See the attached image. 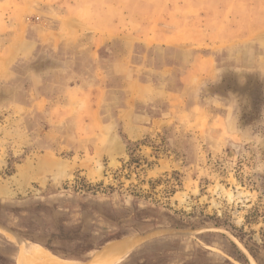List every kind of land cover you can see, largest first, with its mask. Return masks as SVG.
<instances>
[{
  "label": "rangeland",
  "instance_id": "1",
  "mask_svg": "<svg viewBox=\"0 0 264 264\" xmlns=\"http://www.w3.org/2000/svg\"><path fill=\"white\" fill-rule=\"evenodd\" d=\"M127 243L264 264V0H0V264Z\"/></svg>",
  "mask_w": 264,
  "mask_h": 264
},
{
  "label": "bare ground",
  "instance_id": "2",
  "mask_svg": "<svg viewBox=\"0 0 264 264\" xmlns=\"http://www.w3.org/2000/svg\"><path fill=\"white\" fill-rule=\"evenodd\" d=\"M129 247L132 246L129 245V243H127V244H122L116 248L110 249L106 253H104V255L99 260L96 259L97 261L94 264H113L122 254L128 251ZM18 255L19 256L16 260L17 264H65V263H58V261L51 259L48 255L40 251L30 252L28 257H25L23 252H20V254Z\"/></svg>",
  "mask_w": 264,
  "mask_h": 264
},
{
  "label": "water",
  "instance_id": "3",
  "mask_svg": "<svg viewBox=\"0 0 264 264\" xmlns=\"http://www.w3.org/2000/svg\"><path fill=\"white\" fill-rule=\"evenodd\" d=\"M5 231L10 233V231H8L7 229H5ZM209 231L222 232L224 235H226L228 238H230V240L235 245V242L233 241V239H231V237L225 231H223L222 229H219V228H202V229L193 230V231L192 230L191 231H189V230L184 231V230H177V229H160V230H154V231H151L149 233H146L143 236H141V238L144 239V238L149 237L150 235L157 234V233H164L165 235H168V236L191 237V236H194L196 234L209 232Z\"/></svg>",
  "mask_w": 264,
  "mask_h": 264
},
{
  "label": "trees",
  "instance_id": "4",
  "mask_svg": "<svg viewBox=\"0 0 264 264\" xmlns=\"http://www.w3.org/2000/svg\"><path fill=\"white\" fill-rule=\"evenodd\" d=\"M47 250H50L48 247H46ZM237 261H241V263H243V261L240 258H235Z\"/></svg>",
  "mask_w": 264,
  "mask_h": 264
}]
</instances>
